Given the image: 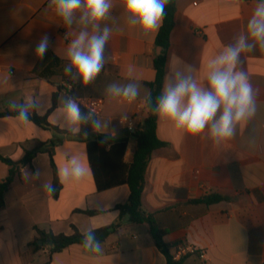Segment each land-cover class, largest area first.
Here are the masks:
<instances>
[{"label":"crops","instance_id":"1","mask_svg":"<svg viewBox=\"0 0 264 264\" xmlns=\"http://www.w3.org/2000/svg\"><path fill=\"white\" fill-rule=\"evenodd\" d=\"M113 2L114 20L108 22L113 28L107 45L110 62L94 83L82 87L63 73L73 30L55 16L48 7L49 0H0V159L18 162L37 143L45 144L32 167L23 168L21 177L5 194L0 210V264H167L148 223H126L112 232L101 243L100 254L85 250L82 244L54 254L50 243L39 244V249L31 246L39 237L38 229L72 235L74 227L86 233L111 226L120 218L116 206L128 202L130 188L126 184L98 190L87 137L71 135L59 127L60 131L46 128L32 120L18 126L15 114H6L15 113L9 104L35 98L54 125L48 114L70 95L64 84L73 83L71 96L79 103L80 99H103L97 118L108 122V129L97 134L115 131L116 137L110 141L128 139L125 161H132L137 148L135 133L142 129L147 114V83L156 79L154 60L160 52L156 38L161 27L143 35L124 21L121 0ZM253 4L254 0H243L226 7L222 0H178L166 74L178 59L179 67L189 64L196 68L197 83L204 81L208 61L244 31ZM44 34L50 38V47L41 61L34 49ZM130 65L134 67L131 78L140 84V96L131 104L110 99L107 86L128 82ZM240 70L257 92L254 117L242 121L235 136L220 145L205 135L193 137L158 118L157 135L165 146L152 154L142 197L143 209L154 214L159 226L168 231L166 243L192 244L207 252L210 264H264V53H245ZM54 100L56 106L52 108ZM125 113L135 117L136 132L127 131L121 124ZM61 146L80 154L90 172L80 183L61 187L54 197L43 191L42 185L54 180L48 149L54 151L56 171L65 163L58 151ZM37 170L41 175L34 179ZM9 171V165L0 160V185ZM213 195L222 199L210 204L197 202ZM85 211L99 213L89 215ZM184 264L200 261L190 255Z\"/></svg>","mask_w":264,"mask_h":264},{"label":"clouds","instance_id":"2","mask_svg":"<svg viewBox=\"0 0 264 264\" xmlns=\"http://www.w3.org/2000/svg\"><path fill=\"white\" fill-rule=\"evenodd\" d=\"M222 2L226 7H232L243 0ZM170 3L171 0H121L120 6L126 24L147 36L162 26ZM48 7L66 28L73 30V38L65 52L64 75L82 87L91 85L110 62L107 45L113 28L108 22L114 20L113 0H49ZM49 47L50 38L44 34L35 46L36 58L42 61ZM255 52L264 53V0H254L244 31L208 61L204 81L197 83L196 68L189 64L181 68V62L176 59L175 66L165 75L160 94L154 101L151 96L147 98L149 110L159 119L171 122L175 129L193 137L205 135L215 145L230 140L235 136L237 126L242 121H250L257 111V92L248 75L240 70L242 56ZM133 71L134 67L130 65L128 82H113L107 86L105 91L110 99L128 104L137 100L140 84L131 78ZM8 107L15 112L18 126L29 124L32 113L46 114L35 98L19 104L11 103ZM48 118L71 135L81 134L82 126H90L97 133L108 129V122L98 119L92 111L82 110L77 98L71 95L66 96ZM127 119L126 113L121 115L122 123ZM83 135L87 137L88 131L84 130ZM115 137V131L104 135L101 146ZM58 151L65 161L56 172L58 184L63 187L83 181L90 168L82 161L81 155L66 151L62 146ZM40 175L37 170L32 177L39 179ZM42 189L49 196L57 191L51 183L43 184ZM82 245L91 253L103 251L92 230L83 235Z\"/></svg>","mask_w":264,"mask_h":264},{"label":"trees","instance_id":"3","mask_svg":"<svg viewBox=\"0 0 264 264\" xmlns=\"http://www.w3.org/2000/svg\"><path fill=\"white\" fill-rule=\"evenodd\" d=\"M177 1L171 0V3L166 8V16L163 19V24L159 30L156 38V45L160 49L159 54L154 60V68L156 70V79L152 83H147L150 88V95L153 99L160 94L165 81L166 74V62L168 51L170 47L171 32L175 26V15L177 11ZM56 106V100H54L53 107ZM82 107V106H81ZM52 110V109H51ZM50 110V111H51ZM85 112L89 111L85 107H82ZM15 114V113H6ZM157 119L158 117L149 110L147 106L146 119L143 127L139 132L135 133L137 142V148L133 155L132 161L127 163L125 161V154L128 146V139L122 141H108L105 145L101 146L100 140L104 138L103 135H98L94 132L90 126L84 128L82 126L81 136L84 137L83 131H88L86 138L88 145L89 160L95 177V182L99 191H104L109 188L126 184L130 188V196L128 202L125 204L117 205L116 209L120 211L119 220L108 227L93 230L95 236L100 243L105 242L107 237L115 231H118L126 223L130 224H143L148 223L151 228L152 236L156 245L165 254L167 258V264H184V259L177 261L174 258L172 250L176 248L180 243L168 244L165 242V237L168 233L167 230L161 228L155 218L154 214L148 213L143 209L142 197L146 184V173L149 163L152 158V154L155 150L165 146L157 135ZM31 120L36 124L51 128L56 131L60 129L48 122L47 115L38 116L32 115ZM90 135H94L93 137ZM45 150V144L37 143L35 148L27 150L24 158L18 162H14L10 159L1 158L10 167L9 175L0 185V210L5 204V194L10 189L12 183L22 175V169L25 167H32L33 160L37 154ZM52 159V165L54 168V180L53 185L57 187V191L53 195L58 197L61 186L57 182L56 168L53 161L54 151L52 148L48 149ZM222 197L218 195L207 196L203 200H199V203H213L220 201ZM89 215H96L97 211H85ZM39 237L36 238L31 246L34 248H41L39 242L52 243L51 253L60 252L71 245L82 244V237L85 233H81L76 227L72 235H54L52 233H46L42 230H37Z\"/></svg>","mask_w":264,"mask_h":264},{"label":"built area","instance_id":"4","mask_svg":"<svg viewBox=\"0 0 264 264\" xmlns=\"http://www.w3.org/2000/svg\"><path fill=\"white\" fill-rule=\"evenodd\" d=\"M65 89L70 95H73L75 86L73 83H65L64 84ZM80 103L89 111H92L96 114L98 117L103 109L104 101L103 99L99 98H88V99H80ZM139 108L142 109L143 107L139 105ZM121 122V120H120ZM121 124L125 127V129L129 132H136L138 129L137 123H135V117L128 116L127 121L121 122ZM194 255L196 256L200 264H210L209 257L207 255V252L204 250H199L197 249L194 245L192 244H187V243H180L176 248L174 252V258L177 261L183 260L185 257Z\"/></svg>","mask_w":264,"mask_h":264},{"label":"water","instance_id":"5","mask_svg":"<svg viewBox=\"0 0 264 264\" xmlns=\"http://www.w3.org/2000/svg\"><path fill=\"white\" fill-rule=\"evenodd\" d=\"M39 244H40V245H42V244H43V242H42V241H40V242H39ZM50 244L52 245V243H50Z\"/></svg>","mask_w":264,"mask_h":264}]
</instances>
